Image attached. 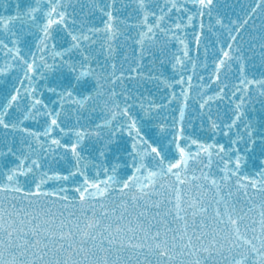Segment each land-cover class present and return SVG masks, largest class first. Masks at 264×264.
Segmentation results:
<instances>
[{
	"label": "snow or ice",
	"instance_id": "obj_1",
	"mask_svg": "<svg viewBox=\"0 0 264 264\" xmlns=\"http://www.w3.org/2000/svg\"><path fill=\"white\" fill-rule=\"evenodd\" d=\"M14 2L0 264H264V133L245 119L264 97L248 71L257 54L264 66V0L242 15L221 0Z\"/></svg>",
	"mask_w": 264,
	"mask_h": 264
}]
</instances>
